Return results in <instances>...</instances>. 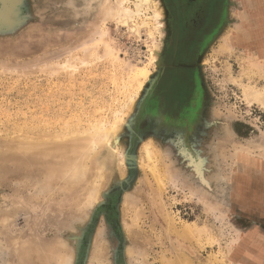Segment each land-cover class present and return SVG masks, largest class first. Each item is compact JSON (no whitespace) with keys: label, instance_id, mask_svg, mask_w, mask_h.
I'll return each instance as SVG.
<instances>
[{"label":"rangeland","instance_id":"rangeland-1","mask_svg":"<svg viewBox=\"0 0 264 264\" xmlns=\"http://www.w3.org/2000/svg\"><path fill=\"white\" fill-rule=\"evenodd\" d=\"M117 1L0 0V264H55L60 253L70 264H263L264 108L243 87L264 88L254 75L264 70V13L247 0H203L181 39L192 48L174 63L178 1L161 0L169 37L156 67L147 31L162 32L142 26L151 11L126 1L134 16L124 25ZM251 32L258 46L242 42ZM100 122H116V137L78 181L45 178L58 160L6 153L21 136ZM188 224L195 238L173 232Z\"/></svg>","mask_w":264,"mask_h":264},{"label":"bare ground","instance_id":"bare-ground-1","mask_svg":"<svg viewBox=\"0 0 264 264\" xmlns=\"http://www.w3.org/2000/svg\"><path fill=\"white\" fill-rule=\"evenodd\" d=\"M126 1H128V0H118L115 3L116 8L114 11V19H116L119 23H122L124 25L128 21L131 23L133 16H134L133 12H131L128 8L124 7V3ZM133 1H134V7H135V14H138L144 6H147L148 9L152 13V18H151L152 23L143 22L142 26L148 27V24H151L155 28V30L158 29L162 32L159 36V40H156L154 38V36L152 35L151 31H147L148 38L150 39V47H149L150 55H151L150 62L152 64H154L156 67H158L161 64V62H160V60L162 58L161 54L165 48L166 38L169 37L168 36V29H167L169 24H168V16H167L166 9H165L164 5L162 4L161 0H133ZM247 1H248L249 6L255 8V9H258L260 13L261 12L264 13V0H247ZM183 11H184V15H185L187 13L186 8H184ZM262 20L264 22V17H262ZM250 23L252 24V25L251 24L250 25L253 27V29H256V27L259 26V22H258L257 17H253L252 19H250ZM254 34L255 33L251 32L248 36L242 37V42L244 41L247 44V46H249V47H251V45H253V44H255L253 46H258L256 39H258L259 37L257 35H254ZM222 40H221L222 42H220V44L218 46L217 55H221L226 51L225 44H224L226 38H224ZM254 73H256L254 75H256V76L258 75L260 79L264 80V70L257 69L254 71ZM148 75H149V73L146 72L144 81L148 80L147 79ZM141 88H142V86H141ZM243 93H244V98L248 103H257V104H259V106L264 108V88L262 90H255V89H252L251 87L244 86L243 87ZM127 106L128 105L124 106V107H126L125 109H127ZM122 109H124V108H122ZM121 116H122L121 112H119V111H117V113L115 112L114 117L116 118V121L117 120L120 121L119 118ZM115 118H114V121H115ZM115 125H116V122L114 124L110 125L109 127H107L105 125L106 126L105 127L103 125V123L100 122V123H98L97 126H92L88 130H83L84 128L81 127L82 128L81 130H83V131H79L78 129H76L77 131H75V129H74V132L70 131L72 133H67L64 131V132H61L60 134L57 133V135H49L48 134L47 136H44V137L39 138L38 136H36V138L34 137L33 139H26V140L25 139L23 140L24 136H21L23 138L20 139V141H16V143H14V145H11V147L9 146L11 144L10 143L9 145H7V146H9L10 149L8 148V150L7 149H5V150H7L6 153H12L13 151L17 150L19 153H23L25 156L26 155H33L34 157L39 156V158H37V159H40V160H43L42 158H45L48 160L49 159L58 160L56 163L59 162L61 164L56 165L54 167H51L50 170L47 171V176L45 178L46 179L47 178L52 179V178H57V176H59V175H62L61 176L62 178L68 180L67 182H70L71 180L72 181H74V180L78 181L85 176V174L87 172V162L90 160L91 155L95 152V150H97V148L101 145L103 147V145H105V144L108 145V144L113 142V139L116 137V134H115L116 126ZM18 130H20V129H18ZM12 142H14V141H12ZM5 148H7V147H5ZM143 154H144V157L146 158V162H148V164H149V161H151L152 156L155 157L154 153L151 150V146L149 145V143L145 144L143 146ZM150 163L151 164H149V167H151L152 168L151 170H153L155 165L152 162H150ZM155 168H156V166H155ZM101 170H102V168H101ZM101 180H102V175H101V171H100L97 180L95 182H93V186L90 184V186H92V187H91V191L90 192L88 191V205L89 206L92 205L94 202H96L97 199L99 198L98 194H99V188H101L100 187ZM62 182H64V180ZM72 183L74 184L75 182H72ZM173 224L174 223H172L171 225L173 226ZM173 232L178 233V234L182 235V237H186L188 239L195 238V235H196V230H195V228H191V224H190V226H189V224L184 225V226L182 225V228L180 227V229L175 228V231H173ZM96 249L97 250H95V254L100 255L99 249L97 247H96ZM56 251L55 252L50 251L51 253L48 252L50 255H52L51 256L52 259L54 257H56ZM59 251L60 250H58L57 252H59ZM60 254H62V256H60L59 259H57L58 257L55 258V261H54L55 264H56V260H58L57 264L58 263L59 264H70V257L67 256L65 253H60ZM47 257H46V259H47ZM182 258L183 257H181V259ZM181 259H178L179 262ZM51 261L53 262V260H51ZM99 261H100V259H99ZM42 262H43V260H42ZM174 262L177 264V260H174ZM179 262H178V264H180ZM42 264H45V263H42ZM46 264H47V260H46ZM181 264H191V262L187 261V259L183 258V260H181Z\"/></svg>","mask_w":264,"mask_h":264},{"label":"flooded vegetation","instance_id":"flooded-vegetation-1","mask_svg":"<svg viewBox=\"0 0 264 264\" xmlns=\"http://www.w3.org/2000/svg\"><path fill=\"white\" fill-rule=\"evenodd\" d=\"M177 1H178V12H179L177 15L178 18H177V22H175V26L172 25V28L173 29L175 28V32H176L175 43L172 46V54L174 55V61H173L174 63H176L177 57H180L182 55L184 49L187 50L188 48L189 49L192 48L191 43H185V42L181 41V39L183 38L182 35H184L186 32H190V33L192 32L191 27L197 28V26H195L193 24L197 20L201 19L202 10H201V8L199 9V6L201 5V2L203 0H177ZM184 8H186V10H187V13L185 15H184V11H183ZM209 12H211L210 17L215 15V13L214 14L212 13L211 9H209ZM212 18L215 21L216 17L214 16ZM211 26L207 27L206 31H208V29Z\"/></svg>","mask_w":264,"mask_h":264},{"label":"water","instance_id":"water-1","mask_svg":"<svg viewBox=\"0 0 264 264\" xmlns=\"http://www.w3.org/2000/svg\"><path fill=\"white\" fill-rule=\"evenodd\" d=\"M174 67V65H172ZM178 66H181V65H178Z\"/></svg>","mask_w":264,"mask_h":264},{"label":"crops","instance_id":"crops-1","mask_svg":"<svg viewBox=\"0 0 264 264\" xmlns=\"http://www.w3.org/2000/svg\"><path fill=\"white\" fill-rule=\"evenodd\" d=\"M264 264V263H263Z\"/></svg>","mask_w":264,"mask_h":264}]
</instances>
